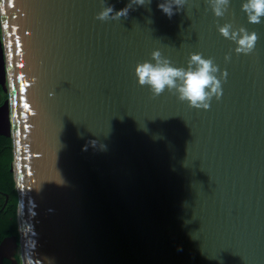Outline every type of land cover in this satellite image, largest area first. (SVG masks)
Here are the masks:
<instances>
[{"label": "water", "instance_id": "1", "mask_svg": "<svg viewBox=\"0 0 264 264\" xmlns=\"http://www.w3.org/2000/svg\"><path fill=\"white\" fill-rule=\"evenodd\" d=\"M0 0V136L12 139L17 236L0 264H264V18L187 0ZM113 15L130 0H105ZM258 36L237 53L219 27ZM159 50L218 65L208 109L135 77ZM226 73V76H224ZM7 203V200L6 202Z\"/></svg>", "mask_w": 264, "mask_h": 264}, {"label": "clouds", "instance_id": "2", "mask_svg": "<svg viewBox=\"0 0 264 264\" xmlns=\"http://www.w3.org/2000/svg\"><path fill=\"white\" fill-rule=\"evenodd\" d=\"M150 2V0H149ZM230 0H207L211 11L216 17H222L227 11ZM145 0H130L129 5L113 15V7L102 0V10L97 19L107 21L126 16L128 9L135 5H143ZM187 0H166L159 4L160 9L171 17L174 7L179 11ZM250 23L259 24L264 18V0H246L241 6ZM220 34L233 41L237 53L249 54L253 51L258 36L255 32L249 33L246 29L234 30L231 24L219 27ZM220 69L212 58H204L201 53H190L187 67H175L171 61L163 57L159 50L151 52V60L138 63L135 67V77L140 86H147L153 97L160 96L167 89L177 96L181 102H187L196 109H208L215 97L217 100L222 95V82L218 78ZM226 76V73H224Z\"/></svg>", "mask_w": 264, "mask_h": 264}, {"label": "trees", "instance_id": "3", "mask_svg": "<svg viewBox=\"0 0 264 264\" xmlns=\"http://www.w3.org/2000/svg\"><path fill=\"white\" fill-rule=\"evenodd\" d=\"M5 99H7V94L0 88V105ZM12 162V139L0 136V191L10 197V204L0 212V243L6 237L18 234L16 222L18 196L14 189L15 181L11 171ZM4 198L5 196L3 197L0 194V210L3 207Z\"/></svg>", "mask_w": 264, "mask_h": 264}, {"label": "flooded vegetation", "instance_id": "4", "mask_svg": "<svg viewBox=\"0 0 264 264\" xmlns=\"http://www.w3.org/2000/svg\"><path fill=\"white\" fill-rule=\"evenodd\" d=\"M13 163V162H12ZM12 169V168H11ZM14 175V174H13ZM14 181H15V179H14ZM14 189L16 190V192H17V189H16V183H15V187H14ZM0 194H1V196H5V200H4V203H3V207L1 208V210H0V212L1 211H3V209L4 208H6L9 204H10V202H9V195H7V194H5V193H3L2 191H0ZM17 196H18V193H17ZM6 200H7V203H5L6 202ZM18 203H19V200L17 201V216H16V222H17V232H18V234L17 235H14V236H17V238H18V242H19V240H20V236H19V233H20V226H19V221H18ZM11 237V236H10ZM19 250H20V248L18 249V254L17 255H15L14 257H12V259L13 260H18L19 261V264H20V254H19ZM5 263H7V264H10V261L9 260H7V259H5Z\"/></svg>", "mask_w": 264, "mask_h": 264}]
</instances>
